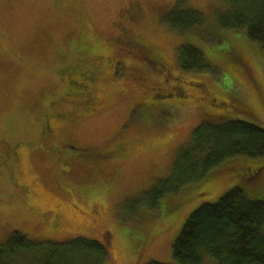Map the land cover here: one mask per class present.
Instances as JSON below:
<instances>
[{
  "label": "rangeland",
  "instance_id": "374dc122",
  "mask_svg": "<svg viewBox=\"0 0 264 264\" xmlns=\"http://www.w3.org/2000/svg\"><path fill=\"white\" fill-rule=\"evenodd\" d=\"M227 7L0 0V245L14 233L81 238L106 247L105 264H172L184 224L237 187V166L245 177L261 168L244 189L264 202V157L227 160L163 198L154 190L200 126L242 121L264 130V48L246 30L219 28ZM175 8L201 14L204 26L182 33L163 24ZM184 46L209 68L183 70ZM147 51L165 62L150 64ZM76 79H89L96 98Z\"/></svg>",
  "mask_w": 264,
  "mask_h": 264
},
{
  "label": "trees",
  "instance_id": "16d2710c",
  "mask_svg": "<svg viewBox=\"0 0 264 264\" xmlns=\"http://www.w3.org/2000/svg\"><path fill=\"white\" fill-rule=\"evenodd\" d=\"M227 5L226 10L217 14L219 28L246 30L250 40L264 48V0H227ZM162 23L187 33L203 27L204 19L199 13L175 8L162 16ZM179 55L183 70L209 68L203 53L193 46L182 47ZM154 60L151 57L157 65ZM86 81L74 82L86 86V94L95 99L96 93ZM262 157L263 129L242 121L217 126L204 124L195 129L190 145L176 156L170 177L159 185L167 186L162 192L159 186L154 190L158 198H163L184 186L204 182L227 160ZM251 168H247L251 175L245 177V168L237 166V187L217 203L204 204L192 213L173 244L172 264H264V202L252 201L244 189L249 182L257 181L261 168ZM107 257L104 245L81 238L66 243L35 242L14 233L0 245V264H105Z\"/></svg>",
  "mask_w": 264,
  "mask_h": 264
},
{
  "label": "flooded vegetation",
  "instance_id": "af4514ba",
  "mask_svg": "<svg viewBox=\"0 0 264 264\" xmlns=\"http://www.w3.org/2000/svg\"><path fill=\"white\" fill-rule=\"evenodd\" d=\"M131 45V44H130ZM147 56H148V58H149V63L150 64H152V65H154V63H152V61H151V57H154V61L156 62V64L157 65H154L155 67H157V66H160L161 64H162V62H165L163 59H161L160 57H158V56H154V54L152 53V52H149V51H147ZM158 69V68H157ZM87 81H90L89 79H86ZM162 95V94H161ZM86 99H89V97H86ZM91 107V106H90ZM84 109L85 110H87V108H86V106H84ZM96 110H99V109H96ZM87 114H89V112H86Z\"/></svg>",
  "mask_w": 264,
  "mask_h": 264
}]
</instances>
